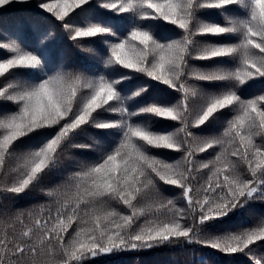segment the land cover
I'll return each instance as SVG.
<instances>
[{"label":"snow or ice","instance_id":"snow-or-ice-1","mask_svg":"<svg viewBox=\"0 0 264 264\" xmlns=\"http://www.w3.org/2000/svg\"><path fill=\"white\" fill-rule=\"evenodd\" d=\"M264 264V0H0V264Z\"/></svg>","mask_w":264,"mask_h":264},{"label":"trees","instance_id":"trees-1","mask_svg":"<svg viewBox=\"0 0 264 264\" xmlns=\"http://www.w3.org/2000/svg\"><path fill=\"white\" fill-rule=\"evenodd\" d=\"M128 259L132 261L133 264H143V261L145 259H148V260L153 259V254L151 252L139 253L134 256L128 257Z\"/></svg>","mask_w":264,"mask_h":264}]
</instances>
